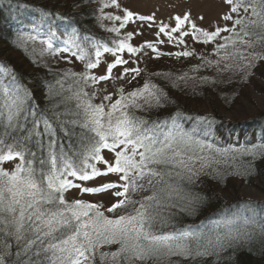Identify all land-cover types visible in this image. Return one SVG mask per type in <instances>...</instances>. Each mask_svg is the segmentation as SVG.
I'll return each mask as SVG.
<instances>
[{
    "label": "snow or ice",
    "instance_id": "6c2138e0",
    "mask_svg": "<svg viewBox=\"0 0 264 264\" xmlns=\"http://www.w3.org/2000/svg\"><path fill=\"white\" fill-rule=\"evenodd\" d=\"M223 3L227 11L220 19L231 22L230 26L205 30L196 23L204 20L202 15L194 20L191 12L185 11L172 17L171 28L168 24L159 26L158 35L172 40V34L177 33L180 44L186 36L214 44L218 58L211 61L202 57L206 65L214 63L220 72L247 74L256 61H264V0ZM110 4L120 7L117 0H110ZM107 19L119 22V28L110 29L119 33L129 22H153L155 16H137L125 10ZM55 35L51 32L49 39L42 41L48 50L53 49L51 38ZM133 35L128 32L124 39L114 42V47L93 43L95 60L74 36L69 37L65 43L79 52L78 59L86 61L87 69L98 67L102 51L113 53L115 59L99 77L65 72L49 86L59 99L46 112L30 103L32 94L19 75L0 63V125L6 129L0 133V264H197L204 257L219 255L234 244L252 239L254 234L246 230L249 223H255L264 236V222L243 213L217 223L209 232H162L157 227L170 223L171 214L166 211L176 207L177 199H187L181 181L191 182L207 169L219 174L214 167L221 162L217 156L235 160L255 152L264 155V145L218 149L185 131L178 121L179 113L152 121L136 116L131 109L144 106L138 100L149 107L152 101L159 106L158 94L163 95L147 83L127 95L121 89L115 100L111 93L103 95L95 103L96 93L84 89L89 82L111 79L117 65L128 63L117 53L135 55L143 47L157 51L151 42L133 46L129 43ZM28 39L36 37L29 35ZM176 55L190 57L193 53ZM129 72L139 75L137 68H125L121 75ZM8 130L20 134L11 136ZM33 143L35 151L29 147ZM102 150L112 155L106 158ZM93 162L104 167L98 168ZM5 163L13 167L6 169ZM109 174H115L118 182L83 186L82 182ZM73 188L92 194L111 191L116 199L106 208L83 199L69 200L65 194ZM181 210L191 212L194 207ZM112 245L118 246L115 251H102Z\"/></svg>",
    "mask_w": 264,
    "mask_h": 264
},
{
    "label": "trees",
    "instance_id": "16d2710c",
    "mask_svg": "<svg viewBox=\"0 0 264 264\" xmlns=\"http://www.w3.org/2000/svg\"><path fill=\"white\" fill-rule=\"evenodd\" d=\"M105 4H110L109 0H0V63L12 68L19 75L21 82L32 94L30 103L38 105L39 111H48L59 99L51 94L49 86L55 85L56 80L65 72H74L77 76H95L92 71L94 69H87L86 61L78 59L79 52L65 43L69 37L74 36L77 42L86 48L89 57L95 60V49L91 46L93 43L114 47L115 41L126 36L110 31L115 27L114 20L107 17L115 15L109 11V6L104 7ZM51 32L56 35L51 38L53 49L48 50L42 41L49 39ZM29 35L35 36L36 39H28ZM191 40L193 44L198 43L193 38ZM66 47L70 50L58 51ZM73 52H76V55H73ZM213 52H208V56L203 58L215 61L218 57H214ZM192 56L194 63L198 65L197 70L192 73L188 69L178 74L182 76L184 73V79H188L184 88L177 87V83L168 76H163V73L157 76L154 74L152 77V74H147L141 69L139 75L134 78L135 81L126 87L128 90L125 89L124 94L137 90L139 79L143 76L147 84L155 85L163 95L158 94L159 106L152 101L153 106L149 107L140 99L137 103L144 106L131 111L149 121L168 119L179 113L177 118L185 131L192 133L195 139L213 144L218 149H255L264 145V111L260 110L239 122L229 120L224 115L238 104L237 97L243 91L241 88L251 86L255 82V76H264V61H256L245 74L220 72L214 63L206 65L202 55L196 53ZM77 62H81V69L77 68ZM97 84L98 82H89L84 89L96 93L95 103H99L103 96L98 92ZM67 86L66 83L65 87ZM133 87L135 88L132 90ZM120 90L113 92L116 93V98H119ZM205 105L209 107L210 113L202 110ZM5 130L3 125H0V133ZM8 131L11 136L20 134ZM64 143L67 146V140ZM29 147L36 150L34 143ZM105 151L107 150H102V153ZM217 159L221 162L214 167L218 169L219 174L207 169L205 174L194 177L191 182H180L184 189L183 195L187 199H177L176 207L166 211V214H171V220L166 227L157 226L160 231L202 229L209 232L217 223L240 213L256 222H264V201L254 202L240 198L228 200L229 195L238 192L241 185H254L256 180L264 177V155L255 152L239 155L235 160L230 156H217ZM65 195L69 199L67 194ZM189 200L193 201L191 205ZM185 207H194V211H182ZM246 230L254 234L252 239L234 244L219 255L204 257L202 262L197 261V264H264V236L260 235L255 223H249ZM111 247L105 248L115 251L118 246ZM149 264L153 262L149 261Z\"/></svg>",
    "mask_w": 264,
    "mask_h": 264
},
{
    "label": "rangeland",
    "instance_id": "374dc122",
    "mask_svg": "<svg viewBox=\"0 0 264 264\" xmlns=\"http://www.w3.org/2000/svg\"><path fill=\"white\" fill-rule=\"evenodd\" d=\"M37 1L39 2L43 0ZM117 2L120 4L119 8L111 4H109L108 8L115 16L121 15L125 10L133 11L137 16L154 14L155 20L153 22H140L138 20L129 22L124 28L119 30V34L126 35L128 32H133L134 35L129 43L135 47H141L145 45L146 42H151L154 44L157 51L153 52L152 49L143 47L141 52L135 55L128 54L126 51L116 54L127 60L128 63L124 65H117V67L112 71L111 79L107 81H98V84L96 85L100 95H107L111 93L113 100L116 99V93L113 94V92L117 89H123L124 92L126 89L127 91L128 89L126 87L132 81H135L133 77H137L136 74L132 72L122 76L121 74L124 72L125 68H137L139 71L144 69L147 74H152V77L155 75L157 76L159 73H163V76L166 75L170 78V80L175 81L177 83V87L184 88V86L187 85L188 79H184L186 78V76L183 75L184 73L182 76H178V74L188 69L193 73L197 70L198 65L194 63L193 56H190L191 59L183 56L177 58L178 55H176V53L182 51H194V55L197 53V55L207 57L208 52H212L214 44L206 45L200 42L193 44L191 42V36L182 37L184 43L180 44V38H178L177 33L172 34V40L164 34L158 35L159 26L162 24H168L169 28L174 26V20L172 17L180 15L185 11H190L194 20H196L198 16L202 15L204 20H196V23L199 27H202L205 30L214 29L218 25L224 26L225 24H228L230 26L231 24V22H225L220 19L223 13L227 11V5L223 3V0H117ZM114 26L119 28V22L114 21ZM213 55L215 57V54ZM157 56L162 58L155 59ZM114 59L115 56L113 53H102L100 57V64L97 68L92 70L95 73V76L99 77L100 75L106 74L108 64L113 63ZM201 63H203V61H201ZM81 65V62H77L78 69H81ZM144 70L143 72H145ZM253 79L255 82L251 86L240 89L243 91H241L237 97L238 104L230 111L224 113L225 117L229 120L231 119L235 122H239L246 119L250 115L256 114L260 110L264 111V76L257 75ZM139 81L140 84L137 85V89L142 88L143 84L147 82L143 76L140 77ZM134 88L135 87H133L132 90ZM194 106L195 105H193V108ZM202 110L205 113H210L207 105H205ZM102 155L109 158L112 154L105 151ZM95 163L98 168L102 169L104 167L99 162ZM3 166L10 170L13 167V164L5 163ZM110 182H118V177L115 174H109L107 176H99L91 181L82 183L83 186L98 187L101 184ZM112 191H115V189ZM232 193L233 194L228 197L229 201L238 198L254 202L264 201V177L256 180V184L254 185H241L238 192ZM66 194L70 200L83 199L102 204L105 208L110 206L116 199L112 195L111 191L92 194L82 193L79 189L73 188ZM105 214L108 215L109 213ZM116 246L117 245H112L113 248H116ZM102 251L110 250L105 248L102 249Z\"/></svg>",
    "mask_w": 264,
    "mask_h": 264
}]
</instances>
